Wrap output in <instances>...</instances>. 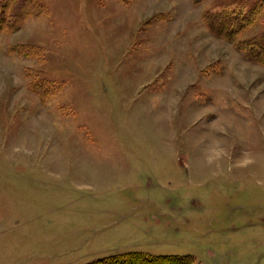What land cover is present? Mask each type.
<instances>
[{
  "label": "rangeland",
  "instance_id": "374dc122",
  "mask_svg": "<svg viewBox=\"0 0 264 264\" xmlns=\"http://www.w3.org/2000/svg\"><path fill=\"white\" fill-rule=\"evenodd\" d=\"M255 1L37 0L0 31V264H264V65L204 22Z\"/></svg>",
  "mask_w": 264,
  "mask_h": 264
},
{
  "label": "trees",
  "instance_id": "16d2710c",
  "mask_svg": "<svg viewBox=\"0 0 264 264\" xmlns=\"http://www.w3.org/2000/svg\"><path fill=\"white\" fill-rule=\"evenodd\" d=\"M37 0H0V31L13 32L19 29L24 20L38 10ZM264 8V0H256L248 11L222 9L204 13V22L215 36L229 41H236L238 48L246 56L264 65V36L254 35L237 39L255 21ZM188 255H154L144 252L129 251L111 254L85 264H190Z\"/></svg>",
  "mask_w": 264,
  "mask_h": 264
}]
</instances>
